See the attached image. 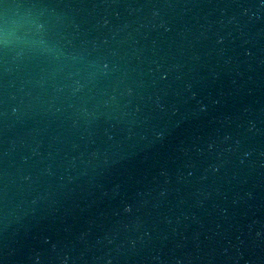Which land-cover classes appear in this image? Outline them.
Instances as JSON below:
<instances>
[{
    "label": "water",
    "instance_id": "95a60500",
    "mask_svg": "<svg viewBox=\"0 0 264 264\" xmlns=\"http://www.w3.org/2000/svg\"><path fill=\"white\" fill-rule=\"evenodd\" d=\"M0 264H264V0H0Z\"/></svg>",
    "mask_w": 264,
    "mask_h": 264
}]
</instances>
